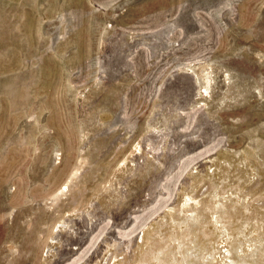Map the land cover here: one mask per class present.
Instances as JSON below:
<instances>
[{
	"label": "rangeland",
	"instance_id": "obj_1",
	"mask_svg": "<svg viewBox=\"0 0 264 264\" xmlns=\"http://www.w3.org/2000/svg\"><path fill=\"white\" fill-rule=\"evenodd\" d=\"M0 264H264V0H0Z\"/></svg>",
	"mask_w": 264,
	"mask_h": 264
},
{
	"label": "bare ground",
	"instance_id": "obj_2",
	"mask_svg": "<svg viewBox=\"0 0 264 264\" xmlns=\"http://www.w3.org/2000/svg\"><path fill=\"white\" fill-rule=\"evenodd\" d=\"M202 207V206H201ZM204 210V209H203ZM245 211V210H244ZM243 211V212H244ZM14 212V211H13ZM262 216V215H261ZM218 219V218H217ZM187 221H188V219H187ZM256 223V222H255ZM61 226V225H60ZM62 227V226H61ZM196 233V232H195ZM260 243V242H259ZM165 247V246H164ZM187 255V254H186ZM149 259V258H148ZM148 261V260H147ZM189 263V262H188ZM191 263V262H190Z\"/></svg>",
	"mask_w": 264,
	"mask_h": 264
}]
</instances>
